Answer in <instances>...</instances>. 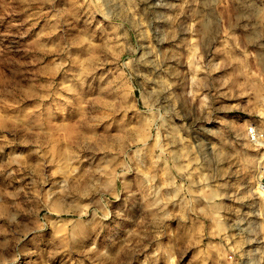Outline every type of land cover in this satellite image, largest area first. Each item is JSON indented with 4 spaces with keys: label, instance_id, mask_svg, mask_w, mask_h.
Listing matches in <instances>:
<instances>
[{
    "label": "rangeland",
    "instance_id": "rangeland-1",
    "mask_svg": "<svg viewBox=\"0 0 264 264\" xmlns=\"http://www.w3.org/2000/svg\"><path fill=\"white\" fill-rule=\"evenodd\" d=\"M0 264H264V0H0Z\"/></svg>",
    "mask_w": 264,
    "mask_h": 264
}]
</instances>
